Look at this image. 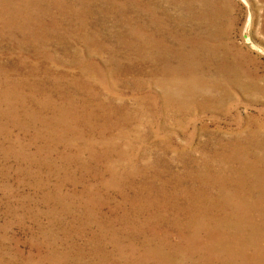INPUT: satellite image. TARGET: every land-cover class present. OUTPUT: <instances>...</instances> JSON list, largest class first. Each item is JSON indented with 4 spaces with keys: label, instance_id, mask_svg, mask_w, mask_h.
Here are the masks:
<instances>
[{
    "label": "rangeland",
    "instance_id": "374dc122",
    "mask_svg": "<svg viewBox=\"0 0 264 264\" xmlns=\"http://www.w3.org/2000/svg\"><path fill=\"white\" fill-rule=\"evenodd\" d=\"M0 264H264V0H0Z\"/></svg>",
    "mask_w": 264,
    "mask_h": 264
}]
</instances>
